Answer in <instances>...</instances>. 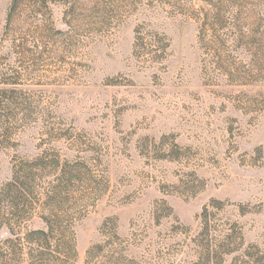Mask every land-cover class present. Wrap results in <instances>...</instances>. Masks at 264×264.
Instances as JSON below:
<instances>
[{
  "label": "rangeland",
  "instance_id": "rangeland-1",
  "mask_svg": "<svg viewBox=\"0 0 264 264\" xmlns=\"http://www.w3.org/2000/svg\"><path fill=\"white\" fill-rule=\"evenodd\" d=\"M11 3L0 190L44 156L83 163L88 200L73 253L25 235L33 210L0 225V264H264V0ZM37 172L34 201L56 183Z\"/></svg>",
  "mask_w": 264,
  "mask_h": 264
},
{
  "label": "trees",
  "instance_id": "trees-1",
  "mask_svg": "<svg viewBox=\"0 0 264 264\" xmlns=\"http://www.w3.org/2000/svg\"><path fill=\"white\" fill-rule=\"evenodd\" d=\"M18 1L12 0L11 10L19 4ZM46 169L55 174L56 183L43 191L42 199L34 201L35 184L41 177L37 170L43 173ZM80 169H84L87 173L83 163L65 161L60 165L59 161L46 160L44 156L15 167L10 181L0 190V207L5 206L7 210L0 225L5 226L9 234L14 235V228L27 220L33 210H38L42 228L28 231L25 235L45 240L48 247L49 240L59 237L61 241H65L62 246L64 249L61 245L56 248L66 250L69 254L73 253L74 245L69 242V238L67 242V237L71 235L70 239H72L75 214L84 200H88V197L84 199L76 196L77 188L82 184Z\"/></svg>",
  "mask_w": 264,
  "mask_h": 264
}]
</instances>
